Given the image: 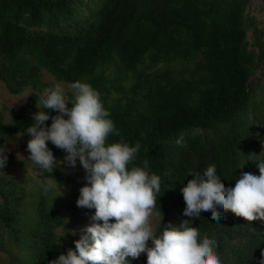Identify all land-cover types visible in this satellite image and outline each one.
Segmentation results:
<instances>
[{"label":"trees","instance_id":"trees-1","mask_svg":"<svg viewBox=\"0 0 264 264\" xmlns=\"http://www.w3.org/2000/svg\"><path fill=\"white\" fill-rule=\"evenodd\" d=\"M252 1L0 0V83L12 95L35 90L29 111L0 113V145L20 135L30 138L24 129L34 122L39 94L49 87L44 70L61 83L86 81L99 91L118 129L108 142H139L129 167L147 160L149 171L161 177L157 233L169 222L189 219L201 237L215 242L222 264H259L264 220L249 222L219 209L220 222L211 221L210 213L199 220L187 217L180 191L192 179L189 170L215 167L225 187L234 186L243 172L260 174L264 29L250 12ZM112 68L114 75H108ZM181 136L182 145L176 143ZM48 146L64 160L63 149L51 141ZM11 168L39 169L24 160L0 171L4 264H50L75 249L77 227L95 212L77 205L86 173L60 163L52 173L39 169L29 189ZM49 182L54 189L46 192ZM129 259L147 264L146 253Z\"/></svg>","mask_w":264,"mask_h":264},{"label":"clouds","instance_id":"clouds-1","mask_svg":"<svg viewBox=\"0 0 264 264\" xmlns=\"http://www.w3.org/2000/svg\"><path fill=\"white\" fill-rule=\"evenodd\" d=\"M71 88V98L61 83L45 88L37 102L39 111L33 113L34 122L24 129L30 135L28 159L40 170L52 173L60 163L83 166L88 183L80 188L77 205L95 209L94 223L83 230L75 249L69 248L50 264H132L129 257L138 259L144 253L147 264H222L214 251L215 242L201 237L189 219L179 225L169 222L157 233L152 217L161 177L149 171L147 160L143 166L129 167L139 152V142H108L118 129L98 90L81 80L73 81ZM49 141L65 151L63 161L57 160ZM176 143L182 145L183 136ZM9 151L7 143L0 145L2 172ZM258 168L259 175L243 172L229 187L220 182L215 167L204 173L189 170L192 179L180 189L186 203L184 215L199 220L210 213L211 221L220 222L219 209L249 222L264 220V161L258 162ZM53 189L51 182L44 186L46 192ZM259 264H264V259Z\"/></svg>","mask_w":264,"mask_h":264},{"label":"rangeland","instance_id":"rangeland-1","mask_svg":"<svg viewBox=\"0 0 264 264\" xmlns=\"http://www.w3.org/2000/svg\"><path fill=\"white\" fill-rule=\"evenodd\" d=\"M262 4V0H253L251 7H250V12L252 15L257 16L261 21L260 28L264 29V12H259V7ZM251 37V34H250ZM107 74H112L114 75L113 68L107 72ZM115 77V76H113ZM43 81L46 83L49 87L53 86L56 83H61L55 79L51 74H49L47 71H43ZM64 90H65V95L71 98L74 95V90L71 88V84L67 83H61ZM128 85L129 82H126ZM35 90L33 88H27L25 89L24 92H22L19 95H12L9 93L7 90L6 86L3 83H0V113L5 111L6 109L9 110H18V109H25L28 110L27 108V103L28 100L31 96V94ZM43 93H40L39 96H41ZM71 101H69V104ZM42 109V105L40 106ZM29 111V110H28ZM49 112L52 113V115L56 114V110L48 109ZM6 120L9 119V113H6ZM51 119V118H50ZM30 138H27L23 135H20L16 137V139L13 140H7L8 141V148L10 151L8 152V164H11L15 161H27L28 156H29V150L27 149V142ZM64 166L67 167L68 164L64 163ZM12 172V175L17 177L23 185L28 186L29 189L32 188V184L30 182V178L36 177V176H41V171L38 168H30L27 171L23 169H16V168H11L10 169ZM73 171H85L82 165L77 164V166L73 167ZM36 183L42 186V181L41 180H36ZM153 221V226L154 228H157V224L159 222L158 220V215L154 213L152 217ZM102 222V221H101ZM94 223L92 219L88 221H84L83 224L79 225L77 227V231L75 232V237L78 239L81 238V236L84 234L83 230L90 224ZM7 259V254L5 253H0V264H4L5 260Z\"/></svg>","mask_w":264,"mask_h":264}]
</instances>
